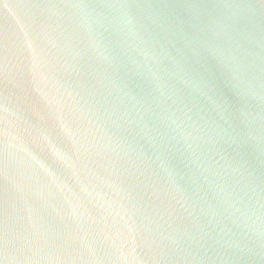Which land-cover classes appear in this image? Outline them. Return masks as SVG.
Masks as SVG:
<instances>
[{"label": "water", "instance_id": "95a60500", "mask_svg": "<svg viewBox=\"0 0 264 264\" xmlns=\"http://www.w3.org/2000/svg\"><path fill=\"white\" fill-rule=\"evenodd\" d=\"M0 264H264V0H0Z\"/></svg>", "mask_w": 264, "mask_h": 264}]
</instances>
